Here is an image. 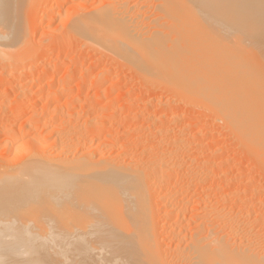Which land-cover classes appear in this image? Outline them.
I'll use <instances>...</instances> for the list:
<instances>
[{"label": "bare ground", "instance_id": "obj_1", "mask_svg": "<svg viewBox=\"0 0 264 264\" xmlns=\"http://www.w3.org/2000/svg\"><path fill=\"white\" fill-rule=\"evenodd\" d=\"M130 79L165 101L142 133L100 100ZM189 119L203 120L199 137ZM116 128L140 136L119 144ZM245 158L261 174H232ZM259 179L264 0H0V255L18 254L11 264H264Z\"/></svg>", "mask_w": 264, "mask_h": 264}, {"label": "rangeland", "instance_id": "obj_2", "mask_svg": "<svg viewBox=\"0 0 264 264\" xmlns=\"http://www.w3.org/2000/svg\"><path fill=\"white\" fill-rule=\"evenodd\" d=\"M59 27V24H57V23H55L54 25H53V29H55L56 31L59 29L58 28ZM60 44V42L58 41V45ZM55 52L57 53V51L55 50ZM56 53H55V56H53V58H52V61L54 60V58L56 57ZM69 53L71 54V55H69ZM69 53H66L65 55L64 54H62V58H64L65 60H67V61H69L70 59H72L74 56H75V52H73V51H71V52H69ZM68 54V55H67ZM66 56H68L69 57V59H68V57H66ZM66 64H68V63H66ZM66 66H68V65H66ZM79 71L77 72V76L79 75L80 76V70H81V68H79L78 69ZM78 76V77H79ZM77 78V77H76ZM79 80L80 79H75V84H73V88H72V90H73V92H74V94H76L77 93V84H78V82H79ZM131 83H129L128 81L124 84V82H122L121 83V81L119 80V81H113V85L115 84V86H113V90L109 93V95L107 96V97H104V98H101L100 100L103 102V100H105L104 102H105V104H109V102H115L116 103V106L117 107H123V114L125 115L126 113H127V115H129V116H124L123 114L120 116L121 117V119L122 120H124L125 118V120L124 121H126V122H130V120H131V124L132 123H138V129H139V132H141V130H143L144 128L143 127H148V125H151L152 124V122L154 121V120H156L158 117H160V115H161V111H162V109L164 108V107H162L163 106V104L165 103V101L164 100H161V98L159 97V96H157V98H156V96L154 97V93L152 92V93H150V91H148V90H146L145 88H141V86H140V83H138L137 81L135 82V80L134 79H130L129 80ZM134 82V83H133ZM128 83V84H127ZM136 83V84H135ZM119 87H118V86ZM136 87H135V86ZM132 86H133V88H135L133 91H132ZM105 87V86H104ZM103 87V88H104ZM131 87V88H130ZM117 88H119V89H117ZM139 88V89H138ZM114 89H116V90H114ZM33 90H34V88H33ZM35 90H36V88H35ZM34 90V91H35ZM97 90H102V89H95L94 91H90V93H92V94H90V97H88V96H86L84 93H86L85 91L86 90H84V93H82L81 95L82 96H85V97H82L81 96V103H83V106L84 107H86V106H88L89 105V103H87V105H85L84 103H86V102H88V99H92V100H89V102L91 103V102H96V101H98V98L97 99H95V97H97L96 95H95V93H96V91ZM119 90V91H118ZM130 90V91H129ZM98 92V91H97ZM117 92V93H116ZM122 92V93H121ZM129 93V94H128ZM145 93V94H144ZM147 93V94H146ZM84 94V95H83ZM87 94V93H86ZM131 94H132V96H131ZM136 95V96H135ZM126 96H127V98H126ZM69 97V96H68ZM70 97H72V96H70ZM111 97H113V98H111ZM159 97V98H158ZM111 98V99H110ZM118 98V99H117ZM130 98V99H129ZM10 99H13V96H12V98L10 97ZM15 99V98H14ZM12 100V102H11V104L9 105V107H7L8 109V111L11 113V112H15L14 110H16V108L15 107H17V102H16V100ZM82 99H85V100H82ZM157 99H159V100H157ZM163 99V98H162ZM127 100H129V101H127ZM161 100V101H160ZM106 101H107V103H106ZM15 102V104H12V103H14ZM79 102V103H80ZM104 102H103V104H104ZM160 102V103H159ZM162 103V104H161ZM102 104V105H103ZM123 104V105H122ZM125 104V105H124ZM159 104V105H158ZM42 105V104H41ZM70 105H73V103L71 104L70 103ZM11 106V107H10ZM75 106V105H74ZM13 107V108H12ZM121 107V108H122ZM159 107V108H158ZM173 109H178L177 111H180L179 113H184V114H188V113H190V112H192V111H194L192 108H187V107H185L184 105H183V107L182 106H180L179 104L176 106V105H173V106H171ZM11 108H12V110H11ZM39 108H41V107H39ZM87 108H89V107H87ZM85 109V110H88V109ZM14 109V110H13ZM181 109L183 110V111H181ZM192 109V111H190ZM186 110H189L188 112L186 111ZM7 111V112H8ZM196 111V110H195ZM131 114V115H130ZM188 115H190V114H188ZM122 116H123V118H122ZM117 117V116H116ZM116 117H112L114 120H115V118ZM153 117V118H152ZM131 118V119H130ZM156 118V119H155ZM117 119H119L118 117L116 118V120ZM120 119V120H121ZM136 119H138L137 121H135ZM154 119V120H153ZM117 121H119V120H117ZM123 121V122H124ZM167 121V120H166ZM188 121H190V119L188 120ZM193 121V124L191 123ZM201 120H197V119H193V120H191L190 122H187V126H188V128H189V135L190 136H192V137H199L201 134H202V127H200V126H202V124H203V120L201 121L202 122V124H200L201 122H200ZM150 123V124H149ZM143 124V125H142ZM198 124V125H197ZM141 126V127H140ZM112 128V127H111ZM111 128L110 129H108L107 128V130L108 131H106V132H108V133H110V134H112V131H110L111 130ZM136 128V130L138 131V129ZM140 128H142V129H140ZM198 129H201V130H199V132H198ZM121 130H124V129H120V130H117V128H116V130H114L113 132H114V135H117V139H118V141H119V144L121 143V142H123L124 140H125V138L127 137V135H129V136H131V135H133V137H139L140 135H138V132L136 131V132H133V133H131L130 131V133H128L127 134V131L125 130V132L123 131V132H121ZM135 131V130H134ZM218 131H220V130H218ZM215 132V135H214V133L212 132V134H211V136H216V137H214V139L213 140H215V138H216V140H217V143H220V144H218V146L217 147H221L222 149H224L225 151H226V149L225 148H227V154H225L226 152L225 151H223L224 152V154L226 155V156H229V157H232V158H235V159H238V156L240 155V150H238L237 148H235L234 149V147H233V145L234 144H232V143H229V140L227 141V138L226 137H224V136H219V137H222V138H225V139H222V138H219L218 137V135L216 134L217 133V131L215 130L214 131ZM108 133H106L107 135H109ZM121 133H123V134H121ZM125 133V134H124ZM142 133V132H141ZM144 133V132H143ZM204 134V133H203ZM126 135V136H125ZM199 135V136H198ZM110 136H112V135H110ZM125 137V138H124ZM145 137V138H144ZM148 137H150V135L148 136ZM110 139V137L107 139V141ZM111 139H112V137H111ZM110 139V140H111ZM142 139L145 141V140H147V138H146V136H143L142 137ZM208 139V138H207ZM109 140V141H110ZM140 140H141V138H140ZM215 140V141H216ZM223 142H222V141ZM206 141H209V142H207L206 143ZM205 141V145H204V148L203 149H205V150H208L209 149V147L208 146H210L211 147V144H210V142L212 141V139L210 140H206ZM221 141V142H220ZM213 142V141H212ZM226 142V145L224 144V148H223V143H225ZM228 144V145H227ZM230 144V145H229ZM220 145H222V146H220ZM119 146V145H118ZM207 148H206V147ZM228 146V147H227ZM229 146L232 148V149H230L229 148ZM216 147V146H215ZM216 147V148H217ZM228 149H230V151L228 150ZM117 150V149H116ZM115 150V151H116ZM113 152V154L112 155H110L111 156V159L116 155V153L118 152V151H116V152ZM133 151H135V154L136 155H139V152H140V150H138V149H133ZM237 151V152H236ZM238 151H239V153H238ZM106 153V152H105ZM105 153L103 154V155H105ZM138 153V154H137ZM237 153V154H236ZM118 154V153H117ZM107 155V154H106ZM105 155V156H106ZM113 156V157H112ZM8 158V157H7ZM6 158V159H7ZM12 158V160H13V158L14 157H11ZM107 158V157H106ZM16 160V159H15ZM15 160H14V162H15ZM121 160H123V159H121ZM245 160V162H243L242 164H241V166H242V168H239V169H234V171H231V170H233L231 167V170H230V168H228L229 169V171H231V173L232 174H234V173H238V170L240 171L241 170V172H244L246 175L245 176H247V174H249L251 171L252 172H256V170L255 169H253V167H251V164H248V165H250V166H247V160H246V158L244 159ZM6 161V160H5ZM7 162H9V161H7ZM11 162V161H10ZM9 162V163H10ZM14 162H11L10 164H12V165H14ZM17 163V162H16ZM15 163V164H16ZM11 165V166H12ZM249 169V170H248ZM251 169H253V170H251ZM235 170H237V171H235ZM251 170V171H250ZM247 172H249V173H247ZM254 172V173H255ZM258 172H260L259 170H258ZM258 172H256V173H258ZM255 173V174H256ZM263 173V172H262ZM259 174H261V173H258V174H256V175H259ZM260 180V179H259ZM257 180V181H255V182H253L254 183V186H256V187H258L259 189H261L262 191H263V193H262V191H261V193H260V197L259 198H257L256 197V200H257V205H256V207H255V211H254V213L256 214H262L261 212H263V214H264V182H263V180ZM231 182V181H230ZM232 184L233 185H235V181H232V183H230V186H232ZM232 188H234V186L232 187ZM235 191L237 190L238 191V189H234ZM235 191H234V193H235ZM239 192V191H238ZM217 193H214V196L216 197L217 195H216ZM237 194V193H236ZM263 196V198L262 199H260L261 197ZM260 206H262V207H260ZM261 229V228H260ZM263 231V230H262ZM258 235H259V239H260V249L258 248V250H260V252H262V251H264V231L263 232H260V230H259V232H258ZM261 235V236H260ZM262 253H264V252H262ZM42 255H43V253H41ZM51 256H53L52 254H51ZM54 256H57V255H54ZM53 256V258H55ZM19 259H20V256L17 254L16 256L15 255H11V256H9V255H0V264H11V263H17L18 261H19Z\"/></svg>", "mask_w": 264, "mask_h": 264}]
</instances>
